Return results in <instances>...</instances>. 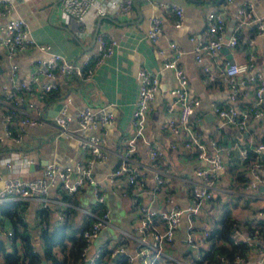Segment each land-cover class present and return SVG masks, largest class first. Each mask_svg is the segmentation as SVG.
Listing matches in <instances>:
<instances>
[{
  "label": "built area",
  "instance_id": "built-area-1",
  "mask_svg": "<svg viewBox=\"0 0 264 264\" xmlns=\"http://www.w3.org/2000/svg\"><path fill=\"white\" fill-rule=\"evenodd\" d=\"M133 1L60 0V7L70 18L80 22L90 10L97 15H104L108 7L117 6L120 13H126L132 8ZM225 1L230 3L233 0ZM162 7L174 13V25L179 27L182 22V6L168 3L162 4ZM11 9L10 0H0V16L8 14ZM206 20V33L190 37L193 43L192 52L198 62L204 56L213 58L224 47L238 46L240 32L243 28L246 29L247 54L243 61L227 60L216 73L211 72L207 65H202V72L205 81L219 80L226 87L229 101L247 102L248 107L244 110L234 105H220L215 101L209 104L221 124L233 126L247 136L244 141L235 142L233 145H227L214 137L207 141L203 139L194 119L200 99L190 95L188 77L180 65L184 51L175 41H170L168 47L172 53L162 61V68L171 71L175 85L170 89L171 102L166 105L167 116L161 127L166 133L176 137L170 142L172 148L181 146L190 149L196 159L205 164L195 167L192 176L183 178L188 198L185 206L176 205V196L170 190L168 180L173 172L170 166L162 164L164 150L161 146H149V162L144 170L138 169L136 163L131 162L136 151V140L143 137L144 124L159 87L157 72L143 66L137 70L138 97L131 118L134 134L127 140V148L121 161L108 173L112 188L119 186L118 179L122 180L120 193L129 198L130 211L136 220L130 230L118 228V238L121 240L119 244L113 246L107 241L93 245L100 231L110 223L111 213L104 201L105 190L94 177L96 163L103 161L108 155L104 138L99 131H104L114 120L113 112L105 106L96 110L85 105L77 112L75 120L78 129L87 132L83 134H76L68 128L72 117L66 112L67 103L54 116V125L62 135L77 136L83 157L75 164L57 166L48 163L41 175L33 178L0 175V202L7 199H37L42 207H48L52 188L68 194H75L85 187L92 189L95 204L101 205V209L89 212L92 220L81 232L84 244L80 251L79 264H95L104 245L110 249L112 258L120 254L126 255L128 264H191L183 255L199 259L204 251L211 252V259L215 263L227 260L219 243L213 244L209 239V233L213 228L214 218L222 208L221 204L213 203L218 180L221 173L227 170V164L234 152L238 154L240 161L249 160L244 190L264 188V135L256 139L249 133L250 121L264 114V75L254 70L255 40L264 32V19L254 17L251 4L239 6L235 11L233 31L228 37L224 35V9L210 8L206 13ZM161 33V18L153 14L149 19L146 37L149 42L156 43ZM95 42L92 58L75 63L51 51L48 44L36 42L29 35L24 18H12L0 24V48L5 49L10 62L8 77L0 83V141L5 137L14 143H21L27 127L45 122L44 110L32 99L36 91L42 97L57 89L60 81L66 82L70 75L78 78L92 77L95 69L118 45L117 39L106 31L98 32ZM31 48L47 51L48 55L37 60L27 78H19L18 65L12 60L17 53ZM158 51L164 52L161 48ZM31 162L30 158H20L16 161H5L4 166L18 171L21 166H27ZM149 175L152 185L148 182ZM151 195L157 198L160 205L148 199ZM183 216L187 218L185 248L177 254L176 234ZM58 218L61 219L62 214ZM255 218L264 221V205L258 208ZM11 235L12 231L5 229L0 220V236L6 238ZM257 236L258 227L252 220L232 223L230 243L233 246L249 247L252 254L251 264H264V246L254 247ZM249 256L250 253L247 258L236 254L232 264H248L251 259Z\"/></svg>",
  "mask_w": 264,
  "mask_h": 264
},
{
  "label": "crops",
  "instance_id": "crops-1",
  "mask_svg": "<svg viewBox=\"0 0 264 264\" xmlns=\"http://www.w3.org/2000/svg\"><path fill=\"white\" fill-rule=\"evenodd\" d=\"M10 1L12 9L8 14L0 16V24L12 18H24L29 35L36 42L48 44L51 51L59 53L70 61L81 63L92 58L96 47L95 36L100 31H106L114 36L118 45L95 69L92 77L78 78L70 75L66 82L60 81L57 89L44 96H39L38 91L34 93L32 99L44 110L46 120L41 125L27 127L21 143H14L9 138L2 137L0 141L2 177L18 175L23 178H33L41 175L48 163L57 166L73 165L83 157L77 136H64L54 125L53 118L64 103H67L66 112L72 117L68 128L76 134L87 133L78 129L75 120L77 112L83 106L89 105L96 110L105 106L113 112V122L104 131H99L104 138V147L108 155L94 167V177L96 174L108 176V173L121 161L127 148V140L134 134L131 118L138 97L137 70L143 66L157 72L159 87L144 124L143 137L136 140V151L131 162L136 163L138 169L144 170L149 162V146L151 144L161 146L164 150L162 164L170 166L173 172V176L168 179L170 190L176 196V205L185 206L188 198L183 178L192 176L195 167L205 164L196 159L190 149L181 146L172 148L170 142L175 136L166 133L161 127L167 116L166 105L171 102L170 89L175 85L171 71L162 68V61L172 53L168 47L170 41H175L184 51L180 65L187 74L190 95L200 99L194 119L203 139L207 141L208 138L214 137L227 145L245 140L247 134L233 126L221 124L209 104L215 101L220 105H234L244 110L248 107L247 102L229 101L227 89L219 80L214 82L204 80L202 65H207L211 72L216 73L227 60L243 61L247 54L246 29L243 28L240 32L238 46L228 48V52L222 48L213 58L204 56L201 62L194 58L190 37L206 33V13L210 8L224 9L225 37L233 31L235 11L239 6L251 4L254 17L264 19V0H233L230 3H226L225 0H134L132 8L126 13H120L117 6L108 7L104 15H97L90 10L80 22L73 20L62 11L60 0ZM168 3L179 4L183 8L179 27L174 25V13L162 7V4ZM153 14L161 18L162 26V33L156 43L149 42L146 37L149 19ZM160 48L164 50L163 53L158 51ZM5 53V49L1 47L0 83L7 79L10 66ZM47 55V51L38 48L17 53L12 61L18 65V77L27 78L37 60ZM254 70L264 75V32L255 40ZM249 133L256 139L264 135V114L250 121ZM20 158H30L32 162L27 166H21L18 171L4 166L5 161H16ZM148 182L152 185L150 175ZM117 183L119 186L113 188L100 184L105 193L119 191L123 198L124 215L120 217L119 225H113L119 237L118 228L130 230L136 224V220L130 211L129 198L120 193L122 180L118 179ZM1 185L0 179V187ZM89 189L91 188L85 187L75 194H67L52 188L49 192L50 206L44 207V211L37 199L4 201H20V215L26 230L33 246L40 249V230L43 227L51 230L65 221L77 228L89 218V212L95 205L94 202L86 200ZM148 199L160 205L154 196L151 195ZM225 202L229 204L236 202L233 206L235 216L242 222H248L256 217V211L264 205V188L244 190L243 186L234 183L233 176L227 169L220 175L216 197L213 199V203L221 206ZM59 214H62L61 219L58 218ZM0 220L5 229L11 230L13 234L11 219L0 214ZM186 227L187 218L183 216L176 234L177 254L185 248ZM11 237L12 235L6 238L0 236V241L8 243ZM110 240L98 242L95 239L93 245H100ZM16 243L20 245V240L17 239ZM262 243L264 246V242ZM251 260L252 257L248 264H251Z\"/></svg>",
  "mask_w": 264,
  "mask_h": 264
},
{
  "label": "trees",
  "instance_id": "trees-1",
  "mask_svg": "<svg viewBox=\"0 0 264 264\" xmlns=\"http://www.w3.org/2000/svg\"><path fill=\"white\" fill-rule=\"evenodd\" d=\"M248 161H240L236 152L232 154L227 169L231 172L236 185L243 186L246 183ZM235 204L236 202L230 204L225 202L222 205L220 213L213 220V228L209 233V239L213 244L219 243L221 252L227 260L220 263L213 262L210 251L202 252L199 259L183 255L184 259L191 264H232L236 254H241L245 258L249 253V257L252 256L249 247L233 246L230 243L229 233L232 223L234 221L242 222L233 212ZM100 209L101 205L95 204L92 211H99ZM42 210L44 211V207ZM0 214L3 217L10 218L14 227L10 241L8 243L0 241V264H79L80 251L84 244L81 232L91 223L92 217L90 215L84 224L77 228L65 221L51 230L43 227L40 230V249H36L26 230L22 215H20V201L1 202ZM252 221L258 227V239L254 243V247H260L264 242V221L255 217ZM17 239L20 240V245L16 243ZM120 241V238H118V244ZM109 253L110 249L104 245L101 256L95 264H128L129 259L126 255L120 254L116 258H112Z\"/></svg>",
  "mask_w": 264,
  "mask_h": 264
},
{
  "label": "rangeland",
  "instance_id": "rangeland-1",
  "mask_svg": "<svg viewBox=\"0 0 264 264\" xmlns=\"http://www.w3.org/2000/svg\"><path fill=\"white\" fill-rule=\"evenodd\" d=\"M95 179L99 181L103 186L110 188L111 183L109 181V177L107 175H95ZM86 200L95 203V197L92 193V189H89L86 193ZM104 201L108 204L110 208V223L106 225L98 234L96 241L102 242L107 239H111L110 242L112 245L118 244V232L113 227V225L120 224V217L124 215L123 211V198L119 194V191H115L114 193L109 191L108 193L104 191ZM8 225V224H7Z\"/></svg>",
  "mask_w": 264,
  "mask_h": 264
},
{
  "label": "water",
  "instance_id": "water-1",
  "mask_svg": "<svg viewBox=\"0 0 264 264\" xmlns=\"http://www.w3.org/2000/svg\"><path fill=\"white\" fill-rule=\"evenodd\" d=\"M223 50L226 51V52H228V48H227V47H224ZM30 167H31V165H30ZM117 256H118V255H116V257H117ZM116 257H115V258H116Z\"/></svg>",
  "mask_w": 264,
  "mask_h": 264
}]
</instances>
